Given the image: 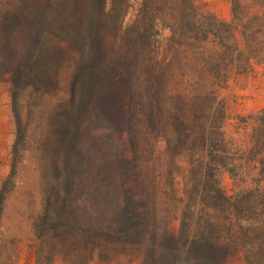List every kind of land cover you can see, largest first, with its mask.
<instances>
[{"label": "rangeland", "instance_id": "obj_1", "mask_svg": "<svg viewBox=\"0 0 264 264\" xmlns=\"http://www.w3.org/2000/svg\"><path fill=\"white\" fill-rule=\"evenodd\" d=\"M27 1L0 0V39L8 37V17L24 12ZM127 1L124 27L145 12L155 17V36L151 45H139L131 64L121 60L125 71L112 102L125 116L119 141L108 148L129 159L120 175L134 178L139 208L153 214L148 235L139 244H114L106 256L87 250L85 240L50 250L40 224L50 178L40 164L38 108L44 109L24 100L30 149L22 150L4 191L0 264H212L188 252L206 235L220 246L216 264H264V0H194L195 11L188 0H147L145 10V0ZM111 5L108 0V10ZM194 23L210 28L208 39H191ZM11 86V73L0 74V188L12 170ZM66 96L61 89L46 98V113ZM97 143L95 162L106 151ZM217 188L238 199L239 215Z\"/></svg>", "mask_w": 264, "mask_h": 264}, {"label": "trees", "instance_id": "obj_2", "mask_svg": "<svg viewBox=\"0 0 264 264\" xmlns=\"http://www.w3.org/2000/svg\"><path fill=\"white\" fill-rule=\"evenodd\" d=\"M127 2L112 0L108 10V0H28L24 12L8 17V37L0 39V74L12 75L11 106L16 124L12 170L1 183L0 208L22 150L30 149L25 145V100L28 105L34 103L44 109L38 108L43 123L40 164L50 178L40 224L47 231L53 253L68 242L85 240L87 250L106 256L113 247L117 249L114 244H139L149 232L153 214L139 208L134 178L120 175V169L126 168L121 163L129 159L108 148L125 116L120 104L112 102L115 83L122 80L125 71L121 60L131 64L140 53L139 45H151L155 36V17L145 12L131 29L124 27ZM166 2L175 5L177 0ZM147 4L145 0L144 10ZM188 4L190 10H196L194 0H188ZM148 18L153 22L147 24ZM20 27H26L23 33L18 31ZM190 28L194 30L190 37L196 40L208 39L211 31L196 23ZM61 89L67 96L55 102L47 114L46 98ZM94 142L106 150L98 162L92 151ZM217 193L233 212L240 214L238 199L226 196L221 188ZM151 233L155 238V231ZM209 236L196 238L188 252L194 251L198 260L216 264L220 261V246ZM165 238L176 239L173 235ZM175 251L169 250V254ZM54 261L49 259L48 264Z\"/></svg>", "mask_w": 264, "mask_h": 264}]
</instances>
